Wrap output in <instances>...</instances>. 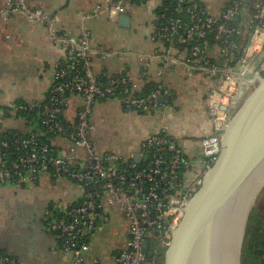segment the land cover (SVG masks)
Returning a JSON list of instances; mask_svg holds the SVG:
<instances>
[{"label":"built area","instance_id":"2783aa9c","mask_svg":"<svg viewBox=\"0 0 264 264\" xmlns=\"http://www.w3.org/2000/svg\"><path fill=\"white\" fill-rule=\"evenodd\" d=\"M249 1L229 0L221 15L214 16L199 4L201 0H173L176 16L157 24L151 39L159 46L149 57L213 80L206 109L212 132L202 137V154L196 159L187 156L181 142L166 131L153 132L142 142L138 152L142 159L137 162L133 156L98 147L93 136L95 106L107 99L129 110L152 111L168 101L170 91L158 83L149 94L137 96L128 75H97L89 29L80 35L59 31L44 8L32 7L28 0H10L7 12L44 24L54 42L66 48V56L55 64L47 102L11 106L13 112L40 108L41 128L54 133L52 144L41 142L40 134L34 132L26 138L0 139V183L32 186L45 173L72 181L77 198L57 206L47 220L60 253L72 264H101L85 250L103 229L108 207L119 208L130 223L128 238L113 253L114 264H165L166 251L190 199L221 153L223 134L245 94V84H253L264 74V0H256L245 19ZM190 2L193 4L186 7ZM108 3L82 13V18H97L106 11L126 13L130 0ZM150 4L159 9L163 0H147L141 5ZM196 10L202 13L196 14ZM187 14L194 18L190 23ZM216 55L222 62H217ZM256 63L257 67L262 63L263 72L249 78ZM73 98L78 101L77 109L70 114ZM0 261L19 264L1 249Z\"/></svg>","mask_w":264,"mask_h":264},{"label":"crops","instance_id":"0c3cea01","mask_svg":"<svg viewBox=\"0 0 264 264\" xmlns=\"http://www.w3.org/2000/svg\"><path fill=\"white\" fill-rule=\"evenodd\" d=\"M108 1L28 0L30 6L49 12L59 31L71 35H80L85 29L92 32V65L97 75L107 78L126 74L137 92L163 83L171 93L167 102L148 112L129 110L111 100L97 102L93 114L97 129L93 136L101 150L130 158L153 132L164 130L181 142L187 156L196 159L202 154V137L212 132L206 109L213 80L202 74L190 75L181 66L165 65L158 58L149 57L159 46L151 39L158 24L155 4H127L130 27H122L121 14L112 11L89 20L82 18V13L96 6H108ZM9 2L0 0V11H4L0 13V131L13 129L25 133L31 126L11 111V106L18 101L33 105L46 100L54 83L55 64L66 56V48L54 42L44 24L31 22L20 13L7 12ZM201 2L209 13L220 16L229 0ZM255 2L249 1L245 19ZM257 64L254 66L258 75ZM77 103L73 98L70 114L76 111ZM76 198L72 181L47 173L32 186L0 183V249L19 264H72L60 253L59 241L47 220L52 211L57 212V206ZM109 213L105 221L110 220ZM128 236L129 232L115 245H121ZM88 256L100 259L98 255Z\"/></svg>","mask_w":264,"mask_h":264},{"label":"water","instance_id":"95a60500","mask_svg":"<svg viewBox=\"0 0 264 264\" xmlns=\"http://www.w3.org/2000/svg\"><path fill=\"white\" fill-rule=\"evenodd\" d=\"M119 24L130 27L131 16L121 14ZM133 158L140 162L142 156ZM263 184L264 74L233 113L221 153L190 199L165 264H242L249 213Z\"/></svg>","mask_w":264,"mask_h":264},{"label":"trees","instance_id":"16d2710c","mask_svg":"<svg viewBox=\"0 0 264 264\" xmlns=\"http://www.w3.org/2000/svg\"><path fill=\"white\" fill-rule=\"evenodd\" d=\"M147 0H130L131 5H141ZM193 4V2L185 4V6H189ZM206 10V6L203 2L199 3ZM176 5L173 0H163V5L157 10V15L159 16L158 25L166 22L167 19H172L176 16ZM196 14H201L202 12L199 10L195 11ZM207 12V11H206ZM204 15V14H203ZM185 19L190 23L194 20L193 16L187 14ZM215 59L217 62H222V58L220 55H216ZM156 85H149L143 91L135 93L137 96H144L149 94ZM47 102V98L45 100ZM109 101L107 99H102L101 102ZM23 102V101H18ZM25 103V102H23ZM27 104V103H26ZM135 110V109H133ZM41 109L37 107H33L32 109L20 110L17 111V115L26 120L27 125L31 126L30 130L27 132H20L17 130H7L5 132L0 131V139H16V138H26L32 132L40 134L39 140L41 142H47L52 144V139L54 138V133L47 131L41 128ZM141 112H148L145 110H139ZM153 111V110H152ZM14 150V148H13ZM264 193V188L261 191L260 196ZM263 201V200H262ZM262 201H258L255 203L251 211L249 213L245 237L242 248V264H264V205H262ZM3 252V251H2ZM5 253V252H3Z\"/></svg>","mask_w":264,"mask_h":264},{"label":"rangeland","instance_id":"374dc122","mask_svg":"<svg viewBox=\"0 0 264 264\" xmlns=\"http://www.w3.org/2000/svg\"><path fill=\"white\" fill-rule=\"evenodd\" d=\"M155 8V6H151V9ZM118 15H116L117 17ZM117 29H123L117 27ZM259 73L262 71V63H260ZM256 67L253 66L249 71V76L253 77L255 75ZM263 72V71H262ZM256 82L253 84H245L244 86V96L241 101L236 106V109L240 106V104L244 101V99L248 96V94L254 89L256 86ZM264 188V184L261 187L259 193L256 196L255 202L252 206L258 201H262V205H264V193L261 194V191ZM107 212H110V220L104 221L101 223L103 229L100 230L96 237L92 241V245L87 248L86 253H90L91 255H98L101 259L102 264H112V256L115 251L120 248V245H115V243L119 242L122 238H126V234L129 232L130 223L125 218L124 214L119 208H111L108 207L106 209Z\"/></svg>","mask_w":264,"mask_h":264}]
</instances>
